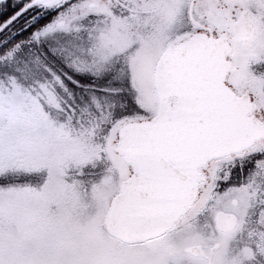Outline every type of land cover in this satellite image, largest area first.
Here are the masks:
<instances>
[{
	"label": "snow or ice",
	"instance_id": "obj_1",
	"mask_svg": "<svg viewBox=\"0 0 264 264\" xmlns=\"http://www.w3.org/2000/svg\"><path fill=\"white\" fill-rule=\"evenodd\" d=\"M0 264H264V0H0Z\"/></svg>",
	"mask_w": 264,
	"mask_h": 264
}]
</instances>
